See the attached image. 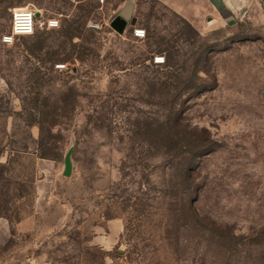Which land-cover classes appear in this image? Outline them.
<instances>
[{
	"label": "rangeland",
	"instance_id": "rangeland-1",
	"mask_svg": "<svg viewBox=\"0 0 264 264\" xmlns=\"http://www.w3.org/2000/svg\"><path fill=\"white\" fill-rule=\"evenodd\" d=\"M242 1L197 27L160 0H0V264H264V0ZM19 6L36 33L5 44Z\"/></svg>",
	"mask_w": 264,
	"mask_h": 264
},
{
	"label": "crops",
	"instance_id": "crops-1",
	"mask_svg": "<svg viewBox=\"0 0 264 264\" xmlns=\"http://www.w3.org/2000/svg\"><path fill=\"white\" fill-rule=\"evenodd\" d=\"M197 27L234 22L239 18L242 0H160Z\"/></svg>",
	"mask_w": 264,
	"mask_h": 264
},
{
	"label": "built area",
	"instance_id": "built-area-1",
	"mask_svg": "<svg viewBox=\"0 0 264 264\" xmlns=\"http://www.w3.org/2000/svg\"><path fill=\"white\" fill-rule=\"evenodd\" d=\"M104 2V0H100ZM37 10L31 6H19L13 9L12 12V27L11 32L6 34L3 37V43L11 44L14 42L17 37H25L33 35L37 28ZM59 19L56 17L49 18L45 24V29H55L59 27ZM93 28H99L100 25L91 24ZM134 36L138 39H143L146 37V30L136 27L134 29ZM166 62V58L161 55H157L154 57V63L157 65L164 64Z\"/></svg>",
	"mask_w": 264,
	"mask_h": 264
},
{
	"label": "water",
	"instance_id": "water-1",
	"mask_svg": "<svg viewBox=\"0 0 264 264\" xmlns=\"http://www.w3.org/2000/svg\"><path fill=\"white\" fill-rule=\"evenodd\" d=\"M132 12H133V7L132 5H128L125 7L121 13H120V18L125 22L129 21L132 17ZM39 13L37 12L36 16L38 17ZM132 25H136V19L132 20ZM125 25L122 26L121 29H123ZM65 175L70 176L72 174V160H71V154L69 153L65 159Z\"/></svg>",
	"mask_w": 264,
	"mask_h": 264
},
{
	"label": "trees",
	"instance_id": "trees-1",
	"mask_svg": "<svg viewBox=\"0 0 264 264\" xmlns=\"http://www.w3.org/2000/svg\"><path fill=\"white\" fill-rule=\"evenodd\" d=\"M115 26L116 27H120V26H118L117 24H115ZM121 28H122V26H121ZM37 29V28H36ZM35 33H36V31H35ZM34 33V34H35ZM33 34V35H34ZM31 36V35H30ZM155 65H157V64H155ZM161 65H163V64H161ZM161 65H157V66H161ZM166 134H168V137L169 138H173V139H176V138H179L180 137V135H181V133H180V131L179 130H176L174 127H169V129H168V131L167 132H165Z\"/></svg>",
	"mask_w": 264,
	"mask_h": 264
},
{
	"label": "flooded vegetation",
	"instance_id": "flooded-vegetation-1",
	"mask_svg": "<svg viewBox=\"0 0 264 264\" xmlns=\"http://www.w3.org/2000/svg\"><path fill=\"white\" fill-rule=\"evenodd\" d=\"M116 24L121 27V26L125 25V22L123 20H118V22Z\"/></svg>",
	"mask_w": 264,
	"mask_h": 264
}]
</instances>
